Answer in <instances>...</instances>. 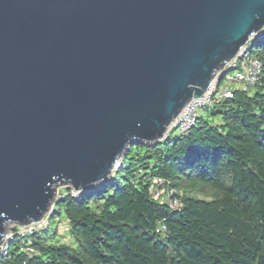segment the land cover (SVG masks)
Masks as SVG:
<instances>
[{"label":"water","instance_id":"1","mask_svg":"<svg viewBox=\"0 0 264 264\" xmlns=\"http://www.w3.org/2000/svg\"><path fill=\"white\" fill-rule=\"evenodd\" d=\"M263 30L264 0H0V244L162 140Z\"/></svg>","mask_w":264,"mask_h":264},{"label":"trees","instance_id":"2","mask_svg":"<svg viewBox=\"0 0 264 264\" xmlns=\"http://www.w3.org/2000/svg\"><path fill=\"white\" fill-rule=\"evenodd\" d=\"M261 34L248 47L262 64L250 91L234 86L231 98L200 110L186 135L170 137L171 128L158 143H132L108 181L76 195L65 188L48 218L61 208L67 235H48L47 226L15 238L0 264H264ZM153 178L184 191L179 208L153 200Z\"/></svg>","mask_w":264,"mask_h":264},{"label":"built area","instance_id":"3","mask_svg":"<svg viewBox=\"0 0 264 264\" xmlns=\"http://www.w3.org/2000/svg\"><path fill=\"white\" fill-rule=\"evenodd\" d=\"M249 44L245 45L237 56L223 68L224 71L222 70L220 72L216 80L212 82L209 89L205 91L200 98L191 100L179 113L172 123L173 126L171 125L173 129L177 130L179 135H186L195 125L201 109L212 105L215 101L231 98L234 86L238 87L242 92L247 93L258 82L261 75L262 64L257 57L251 55L248 49ZM233 72H235V74H233ZM222 81H225V84L220 88ZM71 194L76 195L77 192L72 191ZM150 195L153 200L167 205L170 209H177L181 204V191L174 189L167 180L161 178H153L151 180ZM52 211L53 207L50 208L49 213L51 214ZM49 213L48 216L50 215ZM48 216H44L36 223L14 227L13 233L10 234L8 238L4 235L2 242L4 239L8 241L0 248V255L5 258L8 257V244L13 239H25L47 228ZM62 226V237H65L68 233V228L66 223H62ZM159 231L164 232L165 227L161 225L157 232ZM19 251L25 254H34V249L30 245H20Z\"/></svg>","mask_w":264,"mask_h":264},{"label":"rangeland","instance_id":"4","mask_svg":"<svg viewBox=\"0 0 264 264\" xmlns=\"http://www.w3.org/2000/svg\"><path fill=\"white\" fill-rule=\"evenodd\" d=\"M258 36V35H257ZM256 36V37H257ZM261 36L262 37H264V33L263 34H261ZM261 37V38H262ZM255 38V37H254ZM254 38H252V39H254ZM251 41V40H250ZM249 41V42H250ZM249 42L247 43V44H249ZM233 74H235V72H233ZM216 78L217 77H215L214 78V80H216ZM224 84H225V81H222V84L220 85V88H222L223 86H224ZM204 112V111H203ZM173 126V125H172ZM172 128V127H171ZM178 133H177V131L174 129L172 132H171V134H170V137H174V136H176ZM119 166H120V164H119ZM65 188H67V187H58V188H56V196H55V199H54V201L62 194V192L64 191V189ZM181 194H182V196L183 195H185V193H184V191H181ZM186 194H188V195H190V196H192V197H195V198H203L204 196V199H209V195H201V194H199L198 192H193V191H188V192H186ZM54 201H53V203H54ZM50 211V210H49ZM48 213L49 212H47L44 216H48ZM50 214V213H49ZM48 222H49V224H48V228H47V230H46V233L48 234V235H54V236H62L63 235V226H62V223H65L66 221H65V218L63 217V213H62V210H61V208H59V207H56V214L55 215H53L51 218H48ZM16 226H18V225H15V224H9V225H7L6 226V232H5V235H6V238H8L9 237V235L10 234H12L13 233V229H14V227L16 228ZM19 227V226H18ZM8 240H5L4 239V241L0 244V248L1 247H3L4 246V244L7 242ZM26 241H28V239L26 240Z\"/></svg>","mask_w":264,"mask_h":264},{"label":"bare ground","instance_id":"5","mask_svg":"<svg viewBox=\"0 0 264 264\" xmlns=\"http://www.w3.org/2000/svg\"><path fill=\"white\" fill-rule=\"evenodd\" d=\"M175 120V119H174ZM55 194H56V192H55ZM4 238V237H3ZM3 240V239H2Z\"/></svg>","mask_w":264,"mask_h":264}]
</instances>
